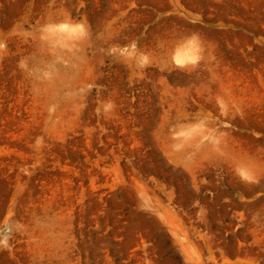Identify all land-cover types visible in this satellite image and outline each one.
<instances>
[{
    "label": "rangeland",
    "instance_id": "1",
    "mask_svg": "<svg viewBox=\"0 0 264 264\" xmlns=\"http://www.w3.org/2000/svg\"><path fill=\"white\" fill-rule=\"evenodd\" d=\"M0 264H264V0H0Z\"/></svg>",
    "mask_w": 264,
    "mask_h": 264
}]
</instances>
